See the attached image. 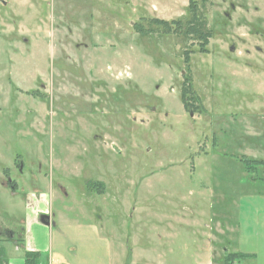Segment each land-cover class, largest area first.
Segmentation results:
<instances>
[{"label":"rangeland","instance_id":"rangeland-1","mask_svg":"<svg viewBox=\"0 0 264 264\" xmlns=\"http://www.w3.org/2000/svg\"><path fill=\"white\" fill-rule=\"evenodd\" d=\"M12 1L0 259L25 257L13 243L25 214L48 209L57 227L43 228L77 245V264L107 261L108 242L116 264H225L235 251L254 254L235 264H264V163L243 161L264 160V0H211L215 35L188 63L179 38L134 24L186 18L189 0ZM184 81L199 109L185 108Z\"/></svg>","mask_w":264,"mask_h":264},{"label":"trees","instance_id":"trees-1","mask_svg":"<svg viewBox=\"0 0 264 264\" xmlns=\"http://www.w3.org/2000/svg\"><path fill=\"white\" fill-rule=\"evenodd\" d=\"M211 0H189L188 17L167 20L163 18H146L145 21H139L134 24V29L139 36L144 38H152L154 36L162 37L166 35H174L179 38L183 44L184 61L189 62V56L194 51L189 47L198 45L201 52L207 51V45L210 39L214 37V30L210 25L208 11ZM190 79V78H188ZM189 81V80H188ZM182 101L185 108L197 105L198 97L190 82L184 81L182 88ZM198 109L200 105H197ZM247 169L251 164L264 163V160L243 158ZM254 167V166H252ZM90 187H96L104 190V183L101 181H92ZM40 253L35 251H27L25 254L26 264H37ZM254 257V254L244 253L240 251L227 252L225 254V264H235L236 259Z\"/></svg>","mask_w":264,"mask_h":264},{"label":"crops","instance_id":"crops-1","mask_svg":"<svg viewBox=\"0 0 264 264\" xmlns=\"http://www.w3.org/2000/svg\"><path fill=\"white\" fill-rule=\"evenodd\" d=\"M13 188H15V185L13 186ZM41 214L49 215L52 224L55 226L54 229L57 227L56 226L57 223L54 221L55 213H52L50 210L48 211V209H38L37 211L35 210V212L25 214L29 225H26V227H22V233L20 234V238L16 239L14 237L13 232H11V234L7 235L5 238L10 241L16 239V241H14L13 243H15L16 245L18 244V246L24 244L25 254L27 251L39 252L40 255L38 260L40 259V261H38L37 264H77L75 261H73V256L74 255L76 256L78 252L77 245L72 240H68L65 241V243H63L61 242L60 238L56 243L52 233L53 229L43 228L42 221L40 220L42 216ZM72 228L74 227L72 226ZM46 229L49 230V233H51L52 236L47 234ZM44 230H45L44 232L45 241H42V233ZM58 230L61 236L64 238L65 231H60V228H58ZM0 237H3L1 232H0ZM106 251H107L106 253L107 261H98V263L116 264L117 261L113 260L111 255V244L109 242L107 244ZM67 252L70 255L71 259H68L66 257L67 254L65 253ZM4 258L6 257L0 259V264H26L25 257L22 258L9 257L6 258V261L4 260ZM83 260L85 261L84 264L96 263V261L93 258H90L88 256L84 257Z\"/></svg>","mask_w":264,"mask_h":264},{"label":"flooded vegetation","instance_id":"flooded-vegetation-1","mask_svg":"<svg viewBox=\"0 0 264 264\" xmlns=\"http://www.w3.org/2000/svg\"><path fill=\"white\" fill-rule=\"evenodd\" d=\"M13 1L12 0H0V10H7V15L8 17H10V14L13 13ZM5 18L4 15H2V17H0V22L1 20H3Z\"/></svg>","mask_w":264,"mask_h":264},{"label":"water","instance_id":"water-1","mask_svg":"<svg viewBox=\"0 0 264 264\" xmlns=\"http://www.w3.org/2000/svg\"><path fill=\"white\" fill-rule=\"evenodd\" d=\"M232 49H233V48L231 47V50H232ZM41 221H42L43 223L47 224V225L52 224L49 215H42V216H41Z\"/></svg>","mask_w":264,"mask_h":264}]
</instances>
